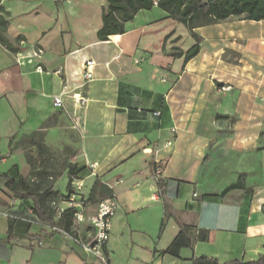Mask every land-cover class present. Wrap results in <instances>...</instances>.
Listing matches in <instances>:
<instances>
[{
	"label": "crops",
	"instance_id": "0c3cea01",
	"mask_svg": "<svg viewBox=\"0 0 264 264\" xmlns=\"http://www.w3.org/2000/svg\"><path fill=\"white\" fill-rule=\"evenodd\" d=\"M1 5L9 15L5 36L13 45L18 36L22 41L16 54L0 45V174L27 172L11 137L45 132L48 142L68 133L76 138L69 141L76 149L71 164L94 173L83 183L99 180L116 198L131 181L126 190L141 188L142 202L160 209L156 243L139 264L247 263L264 254V20L230 17L195 28L199 51L184 63L173 55L195 40L156 4L105 41L96 38L105 0ZM156 180L189 241L178 258L159 254L179 228L165 217ZM239 180L243 187L208 199ZM29 211L30 201L14 197L0 179V264H97L84 254L80 260L60 234L33 237L45 227ZM116 222L105 247L108 264H123L114 255Z\"/></svg>",
	"mask_w": 264,
	"mask_h": 264
},
{
	"label": "trees",
	"instance_id": "16d2710c",
	"mask_svg": "<svg viewBox=\"0 0 264 264\" xmlns=\"http://www.w3.org/2000/svg\"><path fill=\"white\" fill-rule=\"evenodd\" d=\"M106 7L103 8L101 14V28L96 33L98 41H105L109 36L124 33V24L133 19L135 14L140 10H150L154 4L167 13L173 20L181 23L195 40L193 45L184 54L176 53L173 56H184V63L195 57L199 51L200 39L193 30L198 27L213 25L230 17H242L245 20L261 21L264 20V0H105ZM8 12L1 5L0 0V45L12 54L19 52L18 44L22 41V37L18 36L13 45L5 36V32L9 25ZM38 137L41 140V132H34L27 135L32 140ZM13 140L11 137L10 142ZM13 176L9 173L0 174V179L4 180V187L12 192L13 196L24 201H30V210L33 215L49 227H57L59 229L70 231L72 226L71 213L65 211L58 219H55L51 212L46 208L45 201L49 194H43L38 191L29 189L24 186L23 178L18 175L17 168L10 169ZM90 175V170L83 164H70L66 167V176L68 184L66 192L70 191V184L73 179L84 180ZM20 185L21 193H17L16 186ZM159 197L163 203L165 217L172 218L178 223V234L173 242L165 249L159 252L160 255H169L175 258L179 257V252L183 248L189 247L184 228L175 216L170 200L163 192V183L156 180ZM243 187L239 180L235 185L230 186L220 195L209 196L208 199H221L229 190ZM65 196V195H64ZM96 196L98 198H96ZM112 191L99 180H95L88 194V200L91 204H96L100 200L111 197ZM51 234L48 228H43L41 233L33 235L40 239L44 235ZM199 239L204 241L206 235L201 231ZM208 264H264V254L256 260L243 263L240 261H231L226 263H218L214 259L201 258Z\"/></svg>",
	"mask_w": 264,
	"mask_h": 264
},
{
	"label": "rangeland",
	"instance_id": "374dc122",
	"mask_svg": "<svg viewBox=\"0 0 264 264\" xmlns=\"http://www.w3.org/2000/svg\"><path fill=\"white\" fill-rule=\"evenodd\" d=\"M45 1L43 0V2ZM182 45L183 47L187 46L186 41ZM41 135V140L38 137L30 140L27 135L18 137L11 141V145L20 149L27 165L22 187L26 186L43 194L48 193L45 206L56 218L57 209L62 207L61 200L66 194L68 184L66 167L72 163V157L76 154L75 147H72L69 141L74 144L76 138L70 137L68 133H55L50 135L46 142L45 132H41ZM92 182L93 179H87L84 182L83 193L89 192L94 183ZM130 182L125 181L123 186L115 190L118 209L112 223L116 219L118 229L114 232V237L117 239L114 255L123 264H139V260L145 257L147 251L151 250L156 243L161 217L160 209L157 206L142 202L139 194L141 188L126 190ZM22 187L16 186L17 193H21ZM96 198L98 197L96 196ZM64 240L75 248L76 255L82 260L81 250L71 241ZM109 256L112 257L111 254ZM97 264L99 263L97 262Z\"/></svg>",
	"mask_w": 264,
	"mask_h": 264
},
{
	"label": "built area",
	"instance_id": "2783aa9c",
	"mask_svg": "<svg viewBox=\"0 0 264 264\" xmlns=\"http://www.w3.org/2000/svg\"><path fill=\"white\" fill-rule=\"evenodd\" d=\"M83 67V78L85 81H89L92 78L90 71L92 62H85ZM37 71L41 72L39 67ZM229 89V87H221V91ZM61 96L62 94L53 97L54 107L60 108L62 106ZM74 97L77 101L85 102L84 98L79 95H75ZM171 132L173 133L174 130ZM170 145L171 142L166 143V146ZM90 175H94L91 170ZM83 187L84 183L82 180L73 179L70 184V191H67L61 200L62 207H59L56 212L57 217L55 219H58L65 211H70L72 223L70 231L57 227H49L42 223L50 232L60 234L64 239L78 246L86 257H92L99 264H108L105 247L110 238L111 221L117 210V200L114 196H111L100 200L96 204H91L88 200L89 192L83 193ZM10 210H14V208H10ZM29 212L33 215L32 210Z\"/></svg>",
	"mask_w": 264,
	"mask_h": 264
}]
</instances>
